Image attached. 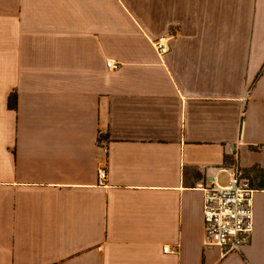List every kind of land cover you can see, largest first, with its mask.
<instances>
[{
  "label": "crops",
  "instance_id": "obj_1",
  "mask_svg": "<svg viewBox=\"0 0 264 264\" xmlns=\"http://www.w3.org/2000/svg\"><path fill=\"white\" fill-rule=\"evenodd\" d=\"M235 168L222 253L202 188ZM0 264H264V0H0Z\"/></svg>",
  "mask_w": 264,
  "mask_h": 264
},
{
  "label": "built area",
  "instance_id": "obj_2",
  "mask_svg": "<svg viewBox=\"0 0 264 264\" xmlns=\"http://www.w3.org/2000/svg\"><path fill=\"white\" fill-rule=\"evenodd\" d=\"M154 47L159 55L168 51V45L158 38ZM120 62L108 58L105 66L108 71L118 69ZM107 152V148L103 147ZM106 179V171L99 169V181ZM217 178L208 179L203 189V223L204 242L208 246L218 249L222 253L239 251L250 238L254 229V202L255 189L250 185L249 179L244 177L235 168L227 184L219 185ZM170 249L163 247V251Z\"/></svg>",
  "mask_w": 264,
  "mask_h": 264
},
{
  "label": "trees",
  "instance_id": "obj_3",
  "mask_svg": "<svg viewBox=\"0 0 264 264\" xmlns=\"http://www.w3.org/2000/svg\"><path fill=\"white\" fill-rule=\"evenodd\" d=\"M260 73H261V72H260ZM260 73H259V75H260ZM259 75H257L256 79H258V78H259ZM256 79H254V81H255ZM13 98H15V96H13ZM11 106H15V99L13 100V102H12V105H11Z\"/></svg>",
  "mask_w": 264,
  "mask_h": 264
}]
</instances>
